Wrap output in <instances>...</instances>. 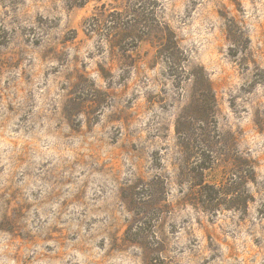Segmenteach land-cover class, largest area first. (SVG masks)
Masks as SVG:
<instances>
[{"label":"rangeland","instance_id":"374dc122","mask_svg":"<svg viewBox=\"0 0 264 264\" xmlns=\"http://www.w3.org/2000/svg\"><path fill=\"white\" fill-rule=\"evenodd\" d=\"M0 264H264V0H0Z\"/></svg>","mask_w":264,"mask_h":264},{"label":"trees","instance_id":"16d2710c","mask_svg":"<svg viewBox=\"0 0 264 264\" xmlns=\"http://www.w3.org/2000/svg\"><path fill=\"white\" fill-rule=\"evenodd\" d=\"M16 112H20L19 107H15ZM22 117V114L20 113V116H17V119L20 120Z\"/></svg>","mask_w":264,"mask_h":264}]
</instances>
